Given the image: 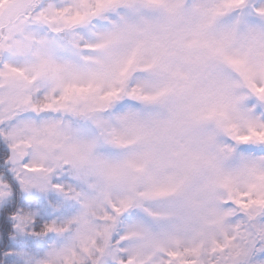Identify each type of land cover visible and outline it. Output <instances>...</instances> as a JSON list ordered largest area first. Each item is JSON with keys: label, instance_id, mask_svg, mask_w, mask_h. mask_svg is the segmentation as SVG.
I'll list each match as a JSON object with an SVG mask.
<instances>
[{"label": "snow or ice", "instance_id": "obj_1", "mask_svg": "<svg viewBox=\"0 0 264 264\" xmlns=\"http://www.w3.org/2000/svg\"><path fill=\"white\" fill-rule=\"evenodd\" d=\"M0 264H264V0H0Z\"/></svg>", "mask_w": 264, "mask_h": 264}]
</instances>
